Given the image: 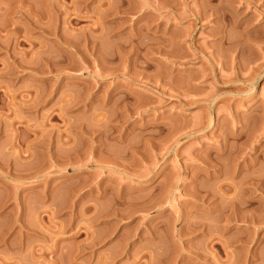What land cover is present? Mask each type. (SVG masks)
I'll list each match as a JSON object with an SVG mask.
<instances>
[{"label": "rangeland", "instance_id": "374dc122", "mask_svg": "<svg viewBox=\"0 0 264 264\" xmlns=\"http://www.w3.org/2000/svg\"><path fill=\"white\" fill-rule=\"evenodd\" d=\"M0 264H264V0H0Z\"/></svg>", "mask_w": 264, "mask_h": 264}]
</instances>
